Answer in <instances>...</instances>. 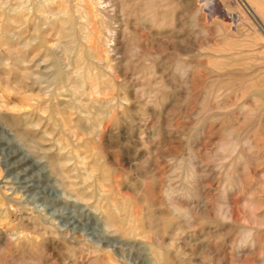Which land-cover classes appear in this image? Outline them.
Listing matches in <instances>:
<instances>
[{
    "label": "bare ground",
    "instance_id": "obj_1",
    "mask_svg": "<svg viewBox=\"0 0 264 264\" xmlns=\"http://www.w3.org/2000/svg\"><path fill=\"white\" fill-rule=\"evenodd\" d=\"M179 1L0 0V82L5 85H15L16 92L21 95L20 102L9 105V102L3 100L4 95L1 94L0 121L9 128V132L13 133L17 139L16 142L19 141L33 153L32 155L47 162L67 198L82 202L91 208L92 213L95 212L96 217L110 232L125 238L143 240L149 247L152 264H172L169 262V254L180 255L182 252L180 244L182 242L179 239L180 234L182 235L181 229L185 227L188 230V227L191 228L193 225L194 231L199 227L207 228L210 229L213 239H220L217 245V256H220V247L223 243H229L228 247L235 249L236 258L246 257V252L257 255L258 249L264 250V235L260 238V230L245 227L243 221L256 224L259 223L261 216H264V190L256 189L254 180L255 176H259L257 179L261 181L260 177L264 173V138L260 139L263 140V144H258L252 139H240L241 137L235 135L233 125L223 128L217 125L224 139L216 140L217 146L210 148L211 151L208 150V153H204L211 155H205L207 161L210 160L213 163V167L210 168L205 164L204 159L198 156L199 154L192 153L191 150L195 144L180 136L171 120L164 124L158 122V126H153L148 135L143 130V126H149L145 123L150 113L155 114L157 110L173 103L179 87V79H184L193 67L192 62L182 56L180 47L179 32L184 26L181 17L185 14L183 16L179 14ZM186 1L196 3L194 4L197 5L194 8L195 15H201L206 11L213 18L218 11L217 3L225 4L228 0ZM231 3L235 4L242 14L224 6L220 12L228 14L233 21L247 19L249 15L243 11L242 7H244L261 26L259 29L264 31V0H233ZM206 20L208 22V19ZM192 27L195 28V23ZM220 30L222 32V29ZM200 33L209 34H206V31ZM221 34H225L224 31ZM211 39L207 42L210 43ZM206 40L204 41L207 44ZM262 40L264 41V38ZM154 42H162L164 47L156 50L154 45L155 50H152L151 45ZM188 52L190 54V51ZM218 57L217 59L223 58V55ZM219 65L211 62L208 67L212 70H222L227 68L228 63L222 62ZM257 75L255 68L249 80H244V77L240 80L237 78V81L243 83L237 92L242 95L241 98L250 97L253 105L242 99L231 104H219L213 109L207 106V114L216 121L225 114L227 116L230 114V118L238 119L237 121L249 122L257 116H261L262 119L264 117V82L260 81ZM188 80L191 81V79ZM199 84L201 86V83ZM234 85H229L226 81L219 83L214 81L206 91L214 95L229 90ZM0 91H2L1 88ZM11 100L10 98L9 101ZM12 105L14 106L10 108ZM5 107L14 112L9 114L4 110ZM202 108H204L203 105ZM16 109L19 114L26 111L25 113L34 119V126L28 124L27 119L20 117L21 115L14 114ZM131 110L136 112V116L130 127L133 129H128L132 131L135 127L136 130L132 140H129L126 139L128 136L126 137L123 133L122 126L127 122ZM36 128L52 136V143H49L50 138L49 141L45 140L43 133L38 132ZM258 128L254 132L255 135H264V128L262 130ZM162 134L166 135V141L168 140L171 147L170 153L174 157L166 158L169 170H162L163 174L161 164L158 162L160 150L156 147V142L159 141L157 139ZM116 141L120 142L117 144ZM209 141L205 144L211 143ZM171 142L179 143L180 146L182 143L185 144L190 153L189 156L185 158L181 154L182 148L178 144L177 147H173ZM24 146L23 148H26ZM63 151H67L65 156L68 155L71 158H60ZM187 151L184 152L188 153ZM75 153L79 156V162ZM115 158L120 164L127 163L133 175L149 174L155 183L160 177L166 179V187L163 188L160 196V204L166 207L163 213L165 218L148 212L145 206L136 207L135 202L126 197L128 194L122 196L120 191L122 182L116 175L118 166L115 167ZM144 158L155 159V161L153 160L154 162L150 163L145 171L139 172L138 166ZM73 161L74 169L68 167ZM252 163L255 164V172L250 175L251 178H248L249 182H247L248 180L242 177L241 171L247 170ZM80 165L83 167L81 170L78 167ZM82 170L84 173L81 174ZM76 171L77 176H73ZM115 171L116 174H114ZM214 171L223 174L225 181V184L221 186V201H217L215 207L210 201L214 192L213 187H215V178L212 177ZM208 176L212 180L209 184L205 181ZM77 180L79 182H76ZM235 190L240 191L244 196L256 195L257 202L253 201L256 203L255 210L240 205V201L244 198L234 203L230 202V194ZM4 197H0V252L5 253L6 257L15 258L16 254L34 251L43 252L53 258L62 247L66 246L72 253V255L68 254L72 258L77 252L86 254L87 264H118L114 255L106 250V246L80 241L70 228L61 226L59 228L50 220L44 221L46 217L43 220L40 218L41 215L37 217L33 215L34 213L30 214L22 208L10 210L8 208L10 203ZM88 207L85 208L88 209ZM10 214L15 216L17 225L22 226L21 230L14 231V235L11 234L13 236H9L5 229V224L12 222ZM177 219H182L185 223L175 225L174 221ZM163 225L172 229L169 232V239H166V233L162 235L160 231ZM233 230L239 232V239H233ZM202 239L203 242L198 250L201 256L206 257L207 242L206 238L202 237ZM68 250L66 249L67 253ZM32 258L22 259L20 262L36 264L31 260ZM64 261H59L58 264H68ZM13 262L21 264L16 260ZM196 262L194 260V263Z\"/></svg>",
    "mask_w": 264,
    "mask_h": 264
},
{
    "label": "rangeland",
    "instance_id": "obj_2",
    "mask_svg": "<svg viewBox=\"0 0 264 264\" xmlns=\"http://www.w3.org/2000/svg\"><path fill=\"white\" fill-rule=\"evenodd\" d=\"M231 2H233V0H228L225 4L217 3L219 6L217 8L218 9L217 12L219 14L216 12V14L213 15V18L215 17V19H213L212 16L206 11L204 13H201V15L200 14L195 15L194 14V8L197 6V5H194V4H196L195 2L190 3V2H187L186 0H180L179 1V3H178L179 8H180L179 14H182V16L185 14L183 17H181L182 22L184 24L182 29L184 31L181 29L179 32L180 47L182 50V56L184 58H187L189 61H191L193 64V67L190 69L188 75L186 77H184V79H182V78H181V80L179 79V87H178L177 92H176L175 100H173V103L172 102L170 103V105L174 106V107H171L169 105V106L163 107L159 111L157 110L155 112V114L150 113V115L147 117V120L145 123L149 126H146L144 124L145 125V126H143L144 129L142 128L145 131V133H147V135H148L149 131H151V128L153 126H156V127L158 126V122H160L161 124L162 123L164 124L165 122L171 120L173 126L176 127L175 129L178 131L179 135L182 137H185L186 140L188 139L192 144L193 143L195 144V145H193V148L191 150L192 153L196 154V155L199 154L198 156L202 157L204 159L205 164L210 168L213 167L212 166L213 163L210 160L207 161L208 159L206 158V156H209L210 154L207 155L204 153L205 152L208 153L207 152L208 150L211 151V149L213 147H216L218 140L224 139L223 133L220 131V129L217 128V125L222 126V128L233 125L234 129H235L234 130L235 135H237L239 138L241 137L240 139H252L254 142H256L258 144H263L262 143L263 140L261 141L260 139H261V137H262V139L264 138L263 134H259V136H258V135H255V133H254L258 127H259L258 128L259 130L260 129L262 130L264 128V125H262V124H264V120H263L264 117H262V119H261V116H257L252 121L248 120L249 122H246L247 120H245V121H243V120L237 121L238 119L232 120L230 118L231 117L230 114L228 116H227V114H225L222 116V118L219 121H216L210 115H208L206 112L208 107L213 109V108L217 107L219 104H221V105L231 104V102L235 103V102H237V100H242V99H244L245 102H248V104L253 105V101L250 97L244 96L241 98L240 96H242V95H240L237 92V90L239 88H241V86L243 84L240 81H237V78H239L238 80H240V78L244 77L243 78L244 80H249L251 78L250 74L252 73V71L255 68L257 69V72H258L257 76H258L259 80L264 82V54H263L264 53V41L262 40L264 38V31H263V29H259V28H261V26L255 20V18L251 14H249L247 12V10L242 6L241 7H242L243 11L246 13V15L247 14L249 15V16H247V19L250 20V21L248 20L249 22L247 21V19L241 18L244 21L241 19L236 20V21H238V23H237L235 20L233 21V19H231V17L228 16V14H226V13L222 14L220 12V10L223 9L224 7H227V8L230 7L232 11H236V12H239L242 14V12H240V10H237V7H235V4H232ZM228 3H230L231 5ZM220 16L223 18H221ZM199 17H200V20H199ZM206 19H208V22ZM240 21H241V23H243L242 25H240L241 23L239 24ZM234 22H235V24H234ZM194 23H195V28L192 27V25L194 26ZM245 23H247V24H245ZM205 24H207V26H205ZM210 24H211V27H210ZM185 26H186V28H185ZM203 26L206 27L207 30ZM236 26H238V27H236ZM254 26L257 28L258 31L256 30V28ZM220 29H222V32L224 31L225 34L222 35L221 34L222 32H220L221 31ZM259 30H261V31H259ZM205 31H206V34L207 33H209V34L204 35V33H200V32H205ZM217 31H218V33H217ZM259 32H261V33L258 35ZM140 34L142 36V33H140ZM210 34L211 35L213 34V36H211ZM233 35H235V36H233ZM245 35H247V36H245ZM242 36H244V37H242ZM260 36H262L263 38ZM193 37H194V39H193ZM206 38L208 40H206ZM209 39H211L213 41V43L211 40H210V43H208L207 41H209ZM225 39H227L226 40L227 42L225 41ZM204 40H206L207 44L205 43ZM262 41H263V43H262ZM214 42H216V43H214ZM217 42L219 45L217 44ZM157 43L154 42V44L151 45L152 50H155V49L159 50V49H162L164 47L162 42L161 43L157 42ZM154 45H156L154 47L155 49L153 48ZM200 45H202V46H200ZM261 46H263V47H261ZM190 48H192V49L190 50ZM188 51H190V54H188L189 53ZM218 55H223V58L217 59V58H219ZM196 58H197V60H196ZM216 60H219V61H216ZM206 61H207V63H206ZM211 62H215V65H219L222 62H227L228 66L226 69L222 68V70H212V68L208 67V65ZM199 72H201V74ZM235 73H237V75ZM189 76H191V77H189ZM188 79H191V81ZM199 80H200V82H199ZM185 81H187L188 83L187 82L185 83ZM214 81H216L217 83H219L221 81H226V83H228L229 85L230 84L234 85V83H235V85L233 86V88H231L229 90L222 91L218 94L210 95L207 93L206 90L211 85V83H213ZM234 81H236V82H234ZM199 83H201V86ZM197 86H200V87H197ZM0 88L2 90V91H0V98H2V95H4L3 100L6 101L7 103L9 102L8 103L9 105L13 104V102L14 103L20 102L19 97H21V95L18 92H16L15 85H13V84L5 85L2 82H0ZM187 90H189V91L187 92ZM185 91H186V93H184ZM18 95H20V96H18ZM187 95H189V97ZM214 96H216V97H214ZM9 97L12 99L11 101H9L10 100ZM228 98H229V100H228ZM177 99H178V101H177ZM15 100H17V101H15ZM219 100H222V101L219 102ZM250 100H251V102H250ZM223 103H225V104H223ZM14 105L10 106V108L13 107ZM202 105L204 108H202ZM10 108L6 109V107H5L4 110L8 111L9 114H12L14 111H12ZM167 111H169V112H167ZM16 112H18L17 109H16L14 114H17V116L21 115L20 117L27 119L28 124H31V126L34 124L33 123L34 119H31L29 117V115H27L25 113L26 111L20 112V114H19V112L18 113H16ZM135 113L136 112L134 110H131L129 117H128V120H127L128 124L126 122L122 126L123 129L125 130V131L123 130V133L126 134L125 135L126 137L128 136L126 139H129V140H132V137L135 135V130H136L135 127H134V130L130 131L131 129H133L130 127L132 126L131 125L132 121L136 116ZM156 113H158V114L156 115ZM22 114H24V116ZM205 115H207V116H205ZM149 118H150V120H149ZM257 118H259V120H257ZM261 120H263V121L259 122ZM226 121H227V123H226ZM258 124H259V126H258ZM3 125L4 124L0 121V172H1L0 173V192L2 191L0 197H2V198L4 196L6 197L7 202L10 203V205H8V208H10V210H12L13 208H16V209L22 208L23 210L27 211L30 214L34 213L33 215H36L37 217H39V215H41L40 218H42L43 220L46 217V220H44V221L49 222V220H50V222H53L55 225H57V227L61 226L62 228H66V227L70 228L72 230V232H74V234H76L75 236H77L80 241L90 242V243L97 245V246H106L105 247L106 250L114 255V258L118 264H152L151 258L149 256L150 252L148 251L149 247L143 240L133 239V238H125V237L121 236L120 234L110 232L109 230L105 229V226L96 217L95 212L92 213L93 210L91 208H89L87 205H85L82 202H79V201L74 200L72 198L71 199L67 198L66 194H64L65 192H63L64 191L63 188L61 187V185L58 181V178L56 177L54 172H52L51 168L48 167L49 165L46 164L47 162L45 160H42L41 158H39L36 155L35 156L32 155L33 153L31 151H29L27 149V147L24 146L23 144H21L19 141L16 142L15 140H17V139L13 136V133L9 132V128L6 127L5 125L3 126ZM214 127H215V129H214ZM253 127H254V129H253ZM210 129H213L216 134L214 132H212L213 130H210ZM216 129H217V131H216ZM36 130L38 132L40 131L41 133H43L42 135H43L45 140L49 141V138H50L51 140L49 141V143L50 142L52 143V139H53L52 136L50 137V135L47 132L41 131L40 128H36ZM244 135L248 138H246ZM198 137H199V139H198ZM213 139H215V140H213ZM157 140H159V141H157ZM157 140H156L157 141L156 147H159V150H160V158H159L158 162H159V164H161V168H162L161 172L163 174V171L169 170L168 161H166V158L169 157L168 159H170L173 157V155L170 153L171 147H169L170 143H168V140L166 141V135L162 134ZM257 140H259V141L257 142ZM195 141H197V142H195ZM207 141H209L211 143L205 144V143H207ZM119 142L120 141H116L115 143L118 144ZM177 144L179 145V143H176V144L172 143V146L177 147L178 146ZM203 144L207 147H205ZM152 145H154V144H152ZM196 145H198V146H196ZM208 145L211 147H209ZM23 146L26 148H23ZM180 148H182V149H180V150H182L181 154H183V156L185 158H187L190 153H189V151H187V147L185 146V144L182 143ZM25 149H27L29 154ZM184 151H187L188 153H186ZM66 152L67 151H63L61 153L62 156H60V158L70 159L71 156H68V155H67V157L65 156ZM76 154L77 153H75V157L77 159V162H79L80 161L79 156H78V154L77 155ZM211 154H213V153L211 152ZM153 160L155 161V159H149V158L142 159V161L140 162L141 164H139V166H138V168L140 167V169H138V171L139 172L145 171L146 168L148 167V165L150 163L154 162ZM73 164H74V161L71 162L68 165V167L69 168L72 167V169H74ZM117 166L118 167L121 166V167H119V169H118ZM250 166H249L250 167V170H249L250 174H248L249 173V171H248L249 167L247 168V170L245 169V170L241 171V173L243 172L241 174V175H243L242 177L245 180H248L247 182H249V179L251 178L250 175H253L255 172V169H254L255 164L252 163ZM78 167L80 170L83 169L82 165H80ZM115 167H117V172L119 175L116 174L117 173L116 171L114 174H116L118 177V180L122 182V185L120 186V191L122 192V196H126L128 194L126 197L129 198L131 201L133 200L135 202L136 207L143 208L145 206L148 208V212L154 213L155 215H157L160 218H165V215H163V213H165L166 207H164L160 204L161 203L160 196L162 194L163 188L166 187V183H167L166 179L163 177H160V179L157 180V182L155 183V181L153 179L151 180L149 174H144L145 176L144 175L138 176L135 174L133 175V173L129 171V166L127 165V163L121 162V164H120V162L117 161L116 158H115ZM123 167H125V169ZM120 170H121V172H119ZM75 173H77V171L74 172V174ZM82 173H84L83 170L81 171V174ZM74 174H73V176H77L76 174L75 175ZM263 175H264V173L261 176L262 178H264ZM212 177L215 178V182H214L215 187H213L214 192H212L213 194L211 193L212 195H211L210 201H211L212 206L215 207L217 205V203L219 201H221V199H220L221 186H223L225 184V181H224V175L221 174L220 172L214 171ZM261 177H260L261 181L257 179V178H259V176L258 177L255 176V179H254L255 180V186L257 185V187H255V188L258 189L259 191L264 190L263 189L264 188V183H263L264 179H262ZM210 179H211L210 176L206 177L205 178L206 183L209 184L212 181ZM256 179H257V181H256ZM76 182H79V180H77ZM150 182H151V184H150ZM148 189H149V191H148ZM146 191H148V192H146ZM144 192H146V195H148L147 197L149 199L148 198L146 199V195H144L145 194ZM206 193H207V191H206ZM3 194H4V196H2ZM151 194H153V195H151ZM243 196H244L243 193H241L238 190H235L230 194L229 200H230V202L234 203L236 200H238L240 198L242 200L244 198L242 201H240L241 202L240 205L242 207L245 206L247 209L255 210V205H256L255 202H257L256 201L257 200L256 195L254 196V194H250L248 196H244V197ZM139 197H141L142 201ZM205 197H207V195ZM253 201H255V202H253ZM136 202H137V204H136ZM84 206L88 207L89 210L87 208H85ZM166 215H167V213H166ZM95 219H97L98 221H96ZM10 220L12 221L10 224H7V223L5 224V226H6L5 229L7 230L9 236L11 234L14 235L15 234L14 231H19V229L20 230L22 229V226L17 225V220L15 219V216H13L12 214H10ZM97 222H99V223H97ZM243 222H244L243 225L247 228H252V229H255L257 231L260 230L259 237L260 238L263 237L264 234H261V233L264 232V216H261L259 223H256V224H254L252 222H248V221L247 222L243 221ZM184 223L185 222L182 219H177L174 221L175 225H182ZM61 227H59V228H61ZM189 228L190 227H188V230H187V228L184 227L181 229L182 231L180 230L182 235L180 234L179 239H180V242L183 243V244L180 243L182 245V252L180 255L175 254V253L169 254V262H171L172 264H174V263L175 264H201L202 259L204 260V263L202 260V264H264V250L258 249L257 255H255L254 253H251V252H246L245 253L246 257L244 256L242 258L245 260L242 261L241 258H238V257L236 258V256L234 255V254H236V253H234L235 249L233 247H230V248L228 247L229 243L221 244L220 253H219L220 256H217L216 255L217 254V245H218L220 239L219 238L213 239V236L211 237L210 229L199 227V228H196L194 231V225L191 226L190 229ZM196 230H198L197 233H196ZM108 231H109V233H108ZM160 231H161L162 235H165V233H166V237H167L166 239H169V232H171L172 229L171 228L169 229L163 225V226H161ZM238 234H239L238 231L233 230L232 235H233L234 240L239 239L238 237H240V234L239 235ZM13 235H11V236H13ZM119 235L121 236V238ZM202 237L206 238L205 240L207 242V253H208V255L206 257L201 256V254L199 252L200 244L203 242ZM190 246H192V247H190ZM66 249L68 250L69 248H67L66 246H65V248L62 247L60 252L57 253L58 255L55 254L53 256V258L47 256V254H45V253L43 254V252L25 251L24 254H16L15 258H12L10 256L6 257L5 253L0 252L1 264H14L15 263V262H13L14 260H16L17 263H21L22 259H28L29 260L32 257L33 258L31 260L35 261L36 264H42V263L43 264H46V263L58 264L59 261H64V260L66 261V262L65 261L64 262L68 263V264H72V262H74V261H75L74 264H82V263L87 264V255L86 254L84 255L80 252H77L76 254L75 253L73 254L74 258H72V256H69L70 254L72 255V253L69 252L70 250H68V253H67ZM230 249L232 251H229ZM62 250H63V252H61ZM249 253H251V254H249ZM77 254H80V255H77ZM65 255H67V256H65ZM79 256H81V257H79ZM61 259H63V260H61ZM69 259L71 261L72 260L73 261L71 262ZM196 259H198V260H196ZM37 260H38V262H37ZM194 260H195V262L196 261L197 262L194 263Z\"/></svg>",
    "mask_w": 264,
    "mask_h": 264
}]
</instances>
